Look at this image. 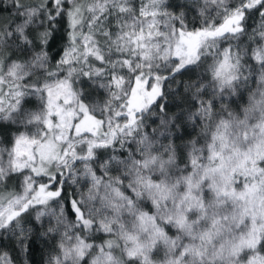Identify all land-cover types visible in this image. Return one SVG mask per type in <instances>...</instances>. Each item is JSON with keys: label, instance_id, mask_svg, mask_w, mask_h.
I'll use <instances>...</instances> for the list:
<instances>
[{"label": "snow or ice", "instance_id": "obj_1", "mask_svg": "<svg viewBox=\"0 0 264 264\" xmlns=\"http://www.w3.org/2000/svg\"><path fill=\"white\" fill-rule=\"evenodd\" d=\"M0 264H264V0H0Z\"/></svg>", "mask_w": 264, "mask_h": 264}]
</instances>
